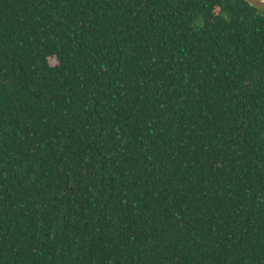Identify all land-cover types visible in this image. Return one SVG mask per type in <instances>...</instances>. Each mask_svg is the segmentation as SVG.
<instances>
[{"label": "trees", "instance_id": "1", "mask_svg": "<svg viewBox=\"0 0 264 264\" xmlns=\"http://www.w3.org/2000/svg\"><path fill=\"white\" fill-rule=\"evenodd\" d=\"M0 264H264V11L0 0Z\"/></svg>", "mask_w": 264, "mask_h": 264}, {"label": "water", "instance_id": "2", "mask_svg": "<svg viewBox=\"0 0 264 264\" xmlns=\"http://www.w3.org/2000/svg\"><path fill=\"white\" fill-rule=\"evenodd\" d=\"M250 6L264 11V0H245Z\"/></svg>", "mask_w": 264, "mask_h": 264}]
</instances>
